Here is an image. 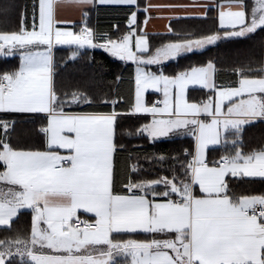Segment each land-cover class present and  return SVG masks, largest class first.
<instances>
[{"label": "snow or ice", "instance_id": "obj_1", "mask_svg": "<svg viewBox=\"0 0 264 264\" xmlns=\"http://www.w3.org/2000/svg\"><path fill=\"white\" fill-rule=\"evenodd\" d=\"M100 6L122 11L126 26L114 25V34L94 30L89 17ZM64 7L80 12L79 24L59 15ZM15 8L5 4L0 14ZM189 8L201 11L175 12ZM165 10L172 13L166 39L153 45L145 27ZM30 12V28L26 6L16 29L0 31V60H19L0 71V113L42 122L40 147L21 148L12 142L16 119H0V228L12 233L0 239V264H264V195L236 196L230 188L235 178L264 179V149L244 153L239 143L246 127L264 123V69L235 67L223 84L212 60L171 74L164 68L264 32V0H31ZM185 18L213 27H172V19ZM64 45L75 46L72 60L101 49L135 66L123 111L119 94L57 86L54 50ZM190 89L207 94L191 99ZM149 92L158 95L148 99ZM123 120L136 121L130 137L192 143L179 156L152 157L170 161L171 174L147 177L138 160L117 164ZM229 135L233 154L210 162L209 149L227 145ZM28 214L30 228H17ZM136 235L144 239L124 238Z\"/></svg>", "mask_w": 264, "mask_h": 264}, {"label": "trees", "instance_id": "obj_2", "mask_svg": "<svg viewBox=\"0 0 264 264\" xmlns=\"http://www.w3.org/2000/svg\"><path fill=\"white\" fill-rule=\"evenodd\" d=\"M209 1V0H208ZM142 4V0H139ZM253 4L254 0H247ZM5 4H14V11L8 15L0 14V31L14 30L19 26L20 16L25 7L29 8L28 25L31 27V0H0V7ZM215 15V13H212ZM139 15V14H138ZM142 21L143 15H140ZM89 22L94 30L101 32L116 33L114 25L119 24L120 28L126 26V17L122 11H117L112 7L100 6L91 11ZM172 27L181 33L193 32L200 33L213 27L211 21L202 19H180L171 22ZM153 45L160 44L166 39L161 35H150ZM264 32L256 33L252 39H242L239 42L222 41L215 46H211L202 54H190L188 57H182L178 61H169L165 63L164 68L167 73H175L180 69L188 68L190 65H200L208 60L217 64L218 83L228 84L233 79L232 69L235 67L251 68L252 70L264 69ZM73 47L56 48L54 50V59L56 67V83L58 87L70 90H80L89 93L92 96H108L120 100L116 107L123 111L126 107V99L129 97L130 89L134 77L135 66L130 62H122L112 57L110 54L98 50H81L75 60L70 59ZM18 58L5 63L0 60V71L5 68L11 69L18 67ZM120 77L121 79H118ZM207 93L203 90L189 91L191 99H203ZM156 95L150 94L148 99H154ZM0 119H16V129L12 136V142L21 148H38L41 145L42 137L40 127L42 122L34 119L28 114L6 115L0 114ZM121 127L118 131L117 139L121 141L125 148L117 155L118 166H123L126 161L131 163L139 162L145 170V176L155 177L156 175H170L167 170L170 161L167 159L162 162H155L152 157L163 154L165 157L179 156L181 152L189 148L192 141L190 138L163 140L155 144L139 137H130L127 132L134 130L135 120H123L119 122ZM229 143L223 147L209 150L208 160H219L223 155H231L234 146ZM241 150L244 153H251L264 149V123L257 122L254 126L246 127L241 134L239 141ZM148 157V159H145ZM2 170V168H0ZM231 179V178H229ZM232 193L236 196L243 195H264V179H245L235 178L230 183ZM31 215H24L19 218L17 228L28 230L30 228ZM12 233L5 232L0 228V239L11 236ZM124 238L144 239L143 235L127 236Z\"/></svg>", "mask_w": 264, "mask_h": 264}, {"label": "crops", "instance_id": "obj_3", "mask_svg": "<svg viewBox=\"0 0 264 264\" xmlns=\"http://www.w3.org/2000/svg\"><path fill=\"white\" fill-rule=\"evenodd\" d=\"M142 2H143L142 4L147 3V0H142ZM151 2L154 3V4H169V3L170 4H190V3H193V0H151ZM200 2L204 3V2H209V1L208 0H200ZM254 3H255V0H254L253 4ZM89 8H91V6H89ZM199 11H201V10L200 9H192V8H189V9H176L175 10L176 14L181 15V16H183L185 14V12H187V13H198ZM59 15L62 18L76 21L77 24H79L80 20H81L80 12L78 10L74 9V8H71V7H64V8L59 9ZM171 15H172V13L167 11V10L162 11V12H154L153 16L155 18H153L150 21V23L145 27V31H147V32H149L150 34H153V35H155V34H165L167 32V29H168V26H169L168 17H170ZM143 19H144V16H143ZM185 19H194V18H185ZM173 21H177V20L176 19H172L171 22H173ZM76 30L78 31V28ZM64 47H73L74 48L75 46H67V45L57 46V48H64ZM95 50H97V49H95ZM98 51H102V50H98ZM150 94H154V93L149 92L147 94V97H149ZM154 95L157 96L158 94H154ZM0 114H3V113H0ZM28 115H31V114H28ZM243 178H245V179H261L259 177H255V178L243 177ZM81 218L84 219V218H87V217L82 215ZM117 260L118 261L122 260V258L121 257H117Z\"/></svg>", "mask_w": 264, "mask_h": 264}, {"label": "rangeland", "instance_id": "obj_4", "mask_svg": "<svg viewBox=\"0 0 264 264\" xmlns=\"http://www.w3.org/2000/svg\"><path fill=\"white\" fill-rule=\"evenodd\" d=\"M97 50H101V49H97ZM147 95V94H146ZM148 98V97H147ZM220 146H215L214 148H219ZM210 149H213V148H210Z\"/></svg>", "mask_w": 264, "mask_h": 264}]
</instances>
